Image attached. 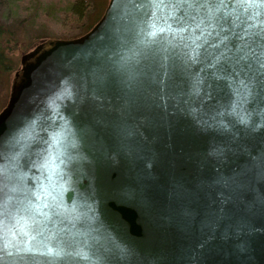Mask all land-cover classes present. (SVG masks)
Instances as JSON below:
<instances>
[{
  "label": "water",
  "instance_id": "water-1",
  "mask_svg": "<svg viewBox=\"0 0 264 264\" xmlns=\"http://www.w3.org/2000/svg\"><path fill=\"white\" fill-rule=\"evenodd\" d=\"M149 11L146 0H109L84 36L23 57L0 113V218L23 188L48 183L33 162L67 120L78 160L63 200L82 215L62 226L90 259L81 245L25 252L6 235L0 264H264V88L241 98L233 83L264 10L243 28H209L196 61L183 47L139 45Z\"/></svg>",
  "mask_w": 264,
  "mask_h": 264
},
{
  "label": "snow or ice",
  "instance_id": "snow-or-ice-1",
  "mask_svg": "<svg viewBox=\"0 0 264 264\" xmlns=\"http://www.w3.org/2000/svg\"><path fill=\"white\" fill-rule=\"evenodd\" d=\"M146 6L150 11L146 13L139 30V45L149 50L155 46L163 52L183 47L189 50L185 55L196 61L201 54L200 50L207 43V36L212 34L207 31L209 28L225 24L230 25L229 31L232 26L243 28L246 17L260 16L264 10V0H146ZM193 9L203 12L199 23L197 15L192 13ZM259 23L264 25V20ZM193 24L195 28H192ZM251 35L258 37L252 41L255 47L248 46L239 57L237 63H247L237 73L242 78L233 81L235 93L241 98L253 94V84L259 83L264 88V27ZM256 49H259V55ZM220 59L219 56L215 57L214 64ZM238 107L241 105L234 104L232 111L241 123H248V113L242 108L237 112ZM46 144L47 147L37 154L33 163L47 174L48 183L22 189L24 197L19 209L0 218V237L11 235L15 239L14 246L25 252L57 257L73 245H81L76 249V255L89 260L86 243L77 239L78 234L62 226L65 220L78 221L82 215L76 200H73L71 206L63 200V193L71 183L70 166L78 160L75 151L78 141L69 121L64 120L59 130L51 133ZM22 179L21 175V182Z\"/></svg>",
  "mask_w": 264,
  "mask_h": 264
},
{
  "label": "trees",
  "instance_id": "trees-1",
  "mask_svg": "<svg viewBox=\"0 0 264 264\" xmlns=\"http://www.w3.org/2000/svg\"><path fill=\"white\" fill-rule=\"evenodd\" d=\"M109 0H74L60 11L71 32L61 40L77 39L90 32L101 20ZM51 39L27 40L21 25L11 29L0 20V113L7 107L15 76L22 68V59L37 45ZM38 47V46H37Z\"/></svg>",
  "mask_w": 264,
  "mask_h": 264
},
{
  "label": "rangeland",
  "instance_id": "rangeland-1",
  "mask_svg": "<svg viewBox=\"0 0 264 264\" xmlns=\"http://www.w3.org/2000/svg\"><path fill=\"white\" fill-rule=\"evenodd\" d=\"M72 1L74 0H0V20L11 29L21 25L27 40L39 37L61 40L71 29L60 11Z\"/></svg>",
  "mask_w": 264,
  "mask_h": 264
}]
</instances>
